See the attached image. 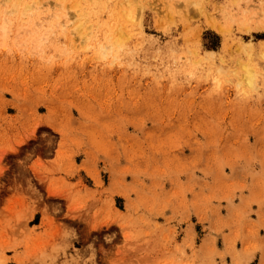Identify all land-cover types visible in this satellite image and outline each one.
Returning a JSON list of instances; mask_svg holds the SVG:
<instances>
[{
  "label": "rangeland",
  "instance_id": "374dc122",
  "mask_svg": "<svg viewBox=\"0 0 264 264\" xmlns=\"http://www.w3.org/2000/svg\"><path fill=\"white\" fill-rule=\"evenodd\" d=\"M4 19L0 264H264V0Z\"/></svg>",
  "mask_w": 264,
  "mask_h": 264
},
{
  "label": "bare ground",
  "instance_id": "6f19581e",
  "mask_svg": "<svg viewBox=\"0 0 264 264\" xmlns=\"http://www.w3.org/2000/svg\"><path fill=\"white\" fill-rule=\"evenodd\" d=\"M62 3V2H61ZM62 5V4H61ZM74 6H73V8L74 7H76V8H78V7H80V3H74L73 4ZM23 9V11L21 12V14L22 15H25L26 14V12L28 13V14H31L32 13V6H30V5H28V4H26V5H24V7H22ZM72 8V7H71ZM14 9V8H13ZM13 9L11 10H9L10 12L11 11H13ZM66 10V9H65ZM78 10V9H77ZM64 16H66V15H68V12L67 11H65V13L63 14ZM66 22V20H64V23ZM8 23H9V20L8 19H4V21L0 24V43H3L4 42V37H5V32H6V27H8L7 25H8ZM81 25H83V22H79L78 24H76V25H74L73 27V30H72V32H76L77 31V33L79 32L78 31V28L81 26ZM67 28H69V26H67ZM74 29H77L76 31H74ZM82 34V33H81ZM82 38L84 37L83 35L81 36ZM72 38L73 37H71L70 38V40H72ZM17 44V43H16ZM245 69H246V80H247V83L248 84H251V72H250V70L248 69V68H246L245 67ZM104 167V166H103ZM102 171L103 172H106V169L105 168H102ZM102 253V252H101Z\"/></svg>",
  "mask_w": 264,
  "mask_h": 264
}]
</instances>
